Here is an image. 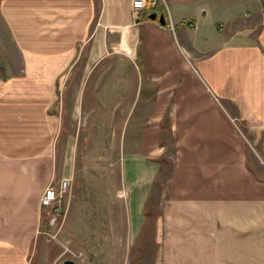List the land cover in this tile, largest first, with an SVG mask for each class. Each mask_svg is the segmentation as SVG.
Segmentation results:
<instances>
[{
  "label": "crops",
  "instance_id": "0c3cea01",
  "mask_svg": "<svg viewBox=\"0 0 264 264\" xmlns=\"http://www.w3.org/2000/svg\"><path fill=\"white\" fill-rule=\"evenodd\" d=\"M166 3L0 0V264H56L39 200L70 179L68 217L77 174V264L149 235L151 264H264V0Z\"/></svg>",
  "mask_w": 264,
  "mask_h": 264
},
{
  "label": "rangeland",
  "instance_id": "374dc122",
  "mask_svg": "<svg viewBox=\"0 0 264 264\" xmlns=\"http://www.w3.org/2000/svg\"><path fill=\"white\" fill-rule=\"evenodd\" d=\"M0 30L2 31V29L0 28ZM0 31V40L3 39L2 36V32ZM1 42V41H0ZM87 180L84 178L83 175L81 174H77L76 177L74 178V182H71V189L75 184V189L78 187V190L75 191L77 194H74V198L72 200V209H71V213L70 215L67 217L65 215L64 212V205L63 202L61 203V211L60 214L58 215L56 221L52 224H49V227H47V229H43L41 231V234L38 236L37 239V245L36 247L39 249V247L42 245V243L44 244L45 247L49 248L50 252L47 255V258L49 259V262L51 263H61L65 260H73V261H79L82 262L83 259L86 257L82 254H80L79 252L81 251L82 248V239L81 238H73L72 234H70L69 232H67L70 227V222H68V218H74L73 214L74 211L76 210V212H79L80 209L83 212L84 210V205L85 202L89 201V198L86 197V199H83V197H81V199L79 201H82V204H80L78 202V204L75 206V201H78L79 199V195H80V185L82 184H86ZM96 190H99V187H96ZM84 193L87 194V192H85L84 189ZM98 193V192H96ZM65 199V198H64ZM72 210H73V214H72ZM49 211V210H48ZM68 212V210H67ZM44 214V212H43ZM48 216L50 214H47ZM84 216V214H83ZM85 221L87 224H85L87 226V229L90 230V233L88 234L90 236V234H92L94 232V227L95 225H93V219H91L89 216H87V218L84 216ZM73 227V226H72ZM87 229L86 227L80 223V229H78V233L81 236H84L83 233H87ZM150 231V230H149ZM149 238V239H148ZM148 238H144L141 242V252H137V249H135V244L136 241L134 242L132 248L129 249V251L127 252V254L125 255L123 252H121V254H117V255H105V256H100L102 258V261L104 262H108V260L111 258L113 260V258H117L118 262H127L129 264H132L136 261H140L141 264H151L152 260H153V245L152 242L150 240V235ZM86 241H88L87 239H84ZM93 242V241H92ZM88 246L92 247L91 242L89 241V244H87ZM118 246H121L122 250L124 249V246H129L126 245L124 243V240H118ZM76 249L80 250L77 251ZM121 250V251H122ZM38 251V250H37ZM56 252H58V254L60 252H62V254L60 253V255L55 254ZM137 255H139V258L137 257ZM37 258H38V254L36 255L35 261L37 262ZM59 258V259H58ZM109 258V259H108ZM110 259V260H111ZM34 261V263H35ZM117 263V262H116ZM37 264V263H36Z\"/></svg>",
  "mask_w": 264,
  "mask_h": 264
},
{
  "label": "built area",
  "instance_id": "2783aa9c",
  "mask_svg": "<svg viewBox=\"0 0 264 264\" xmlns=\"http://www.w3.org/2000/svg\"><path fill=\"white\" fill-rule=\"evenodd\" d=\"M159 5H162L169 13L166 0H131V12L134 23H138L141 13L145 10L153 12ZM191 29L197 30V23L190 24ZM70 189V179H61L55 185H48L42 192L39 200L40 209H50L51 215L49 223L56 221L61 211V202L63 197Z\"/></svg>",
  "mask_w": 264,
  "mask_h": 264
},
{
  "label": "water",
  "instance_id": "95a60500",
  "mask_svg": "<svg viewBox=\"0 0 264 264\" xmlns=\"http://www.w3.org/2000/svg\"><path fill=\"white\" fill-rule=\"evenodd\" d=\"M156 17H157V15H156L155 13H153V14H151V15L149 16V19H151V20H155ZM158 21H159V23H160L162 26L165 25V19H164V16H163L162 14L158 16ZM62 264H77V263H76L75 261H73V260H65V261L62 262Z\"/></svg>",
  "mask_w": 264,
  "mask_h": 264
}]
</instances>
